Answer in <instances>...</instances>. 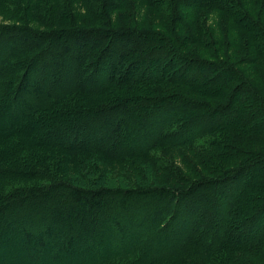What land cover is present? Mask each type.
I'll list each match as a JSON object with an SVG mask.
<instances>
[{
  "label": "trees",
  "instance_id": "1",
  "mask_svg": "<svg viewBox=\"0 0 264 264\" xmlns=\"http://www.w3.org/2000/svg\"><path fill=\"white\" fill-rule=\"evenodd\" d=\"M10 1H0L1 13L5 7L13 12L21 9ZM30 1L21 3L27 7ZM90 1L94 3L86 6L87 13L104 26H71L67 17L51 29L34 27L23 18L0 23V107L5 105L22 115L24 122L40 127L29 135L27 124L14 121L2 132L18 131L8 143L19 158L0 159V172L38 181L0 191V221L4 220L5 229L1 233H12L37 253L44 246L43 238L52 242L48 235L55 219L64 222L70 217L69 208L75 207L76 217L91 210L113 231L111 247L99 254L93 243L101 234L87 236L92 245L83 249L97 253L90 264H251L239 255L264 257L258 253L264 248V151L250 152L226 142L242 137L264 141V80L236 84L235 73L223 61L186 57L171 30L106 25V8L101 5L117 9L123 0ZM180 1L190 6L199 0ZM208 1L225 11L237 5L234 0ZM156 2L158 8L168 3L167 9L175 12L169 4L172 0ZM247 19L252 18L245 15L243 23L249 31ZM253 26L261 28L256 20ZM255 49L257 55L264 52L260 43ZM178 66L186 68L184 73ZM171 85L204 98L169 92ZM129 92L134 93L124 96ZM99 95L106 100L92 102ZM43 124L50 125V133ZM183 145H194L215 175L182 188L87 190L67 183L39 159L50 150L73 162L116 163L151 155L163 146ZM25 152L36 160L21 157ZM243 202L250 205L249 213L235 220ZM25 217L40 223L25 228L18 223ZM76 217L70 231L78 223ZM231 223L238 231L235 237ZM73 239L69 236L63 247L70 249Z\"/></svg>",
  "mask_w": 264,
  "mask_h": 264
},
{
  "label": "rangeland",
  "instance_id": "2",
  "mask_svg": "<svg viewBox=\"0 0 264 264\" xmlns=\"http://www.w3.org/2000/svg\"><path fill=\"white\" fill-rule=\"evenodd\" d=\"M149 1L151 0H123L121 7L119 6L117 9H109V4L104 3L101 6L106 8V25L111 24L112 27L119 29L159 30L164 33H168L171 30L177 36L180 48H182V52L185 53L186 57L192 56L206 59L207 61H223L225 68H230L231 72L235 73L233 80L238 81L236 84L241 83L245 86L250 82L256 84L261 79L264 80V52L257 55L255 49L257 43H260L262 50H264V0H234L237 5H232L233 8L231 7L230 11L219 10L217 9L218 7L209 6L210 2L208 0V3L206 0H197L198 3L190 4V6H186V2H181L180 0H174L175 2H173L172 0V3L169 4L175 8L173 15L170 7L167 9L168 3L162 4L158 8L156 6L157 0L152 3L154 6ZM14 2L19 3L21 9L13 12L11 8L5 7L6 12H0V23L21 22L20 18H23L34 27L51 29L56 28L57 21H65L67 17L72 22L71 26H104L102 22L94 19L95 16L92 12L87 13L86 6L90 8L94 3L90 0L85 1V3L83 0H53V2H56L54 3L55 5L52 4V0H31L27 7L21 3V0H14ZM46 2H51V4L44 5ZM7 3L11 4V1ZM245 15L252 18L246 20V23L250 25L249 31L243 26ZM254 20L260 23L261 28L253 26ZM178 68H180L179 73H184L186 69L179 66ZM167 88L169 92L176 91L195 96L196 98H204L190 93L179 85H171ZM133 93H126L124 96ZM92 100V102L98 104L99 101L106 100V96H95ZM6 103L7 101L3 104ZM248 111L249 109L245 110L243 115ZM243 115L241 113V116ZM14 121L17 125L20 123L21 125L27 124L26 128L29 129V135L35 133V126L40 128L34 122H24L22 115L18 116L12 110L9 111L5 105L4 109L0 107L1 160L8 158V161L15 162L19 158V155L15 156L14 152L11 151V145L8 143L10 137L17 138L18 131L13 132V134L2 133L8 130L10 122ZM43 123L46 122L43 121ZM42 128H47V133L51 132L50 125L48 127L43 124ZM42 131L40 130L41 137L44 134ZM104 134L107 135L106 131H104ZM226 142L250 152L264 151V141L260 140L256 141L242 137L238 139L232 138ZM6 152L7 154H5ZM44 155H46V158H39L43 160L42 163L40 162L41 164L54 167V170L57 171L56 173L61 175L67 183L70 182L72 185L87 190L103 186L111 188H139L140 186L145 188H182L190 186L193 181L197 182L202 177L215 175L212 171L213 168L202 161L200 155L196 153L194 145L163 146L152 151L151 155L134 157L127 161L116 163L101 159L93 161H91L92 159H86V161L73 162L64 159L62 154L50 150L45 152ZM245 156H248L247 152ZM21 157H29L30 160H33L32 162L36 160V157L34 158L30 152L22 153ZM36 181H26L23 178L5 175V173L0 172V191H5L13 185L17 186L22 183L29 184L31 182L30 185H35ZM248 185L252 188L254 184L250 181ZM249 206L245 202L241 203L242 209L237 213L235 220H242L244 215L249 213V211L247 212ZM69 209H72L70 217H67L64 222L59 223L55 219L52 232L48 235L51 236L52 242H49V240L47 242V238H43L44 246L37 253L34 246L33 249L30 247L32 245H27L16 239L12 233H1L5 229L1 224L4 220L0 221V264H90L97 258V253L99 254L106 248L111 247L110 237L113 231L110 227L105 226L100 219H96L91 210L80 212L79 216L76 217V214L72 213L75 207H70ZM75 217L79 224L77 223L74 227L75 229L70 231L69 224L71 219L73 220ZM21 220L24 222L18 220V223L24 224L25 228L28 229L40 223L31 217H25V219ZM231 225L233 226H231L230 232L234 231L235 237L238 231L233 230V223ZM204 230L202 228V231ZM92 231L93 233H91ZM94 232L101 234L100 236L98 235L99 237L93 243V248H99L96 250L97 253L92 248L89 250L90 247L83 249L88 243V245H92L91 240L87 239V236L91 237L93 235L94 238ZM71 235L74 236L75 240L73 239L71 242V248L66 249L63 247V242ZM258 253H264V248L259 250ZM239 257L251 264H264V257L254 259L250 254L246 253L239 255Z\"/></svg>",
  "mask_w": 264,
  "mask_h": 264
}]
</instances>
